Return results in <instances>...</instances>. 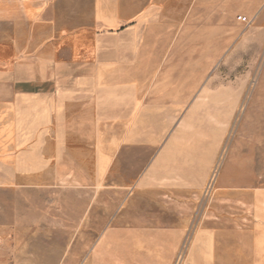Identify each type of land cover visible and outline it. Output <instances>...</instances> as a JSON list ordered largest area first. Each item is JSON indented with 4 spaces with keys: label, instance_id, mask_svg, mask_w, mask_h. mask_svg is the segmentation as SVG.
Masks as SVG:
<instances>
[{
    "label": "rangeland",
    "instance_id": "rangeland-1",
    "mask_svg": "<svg viewBox=\"0 0 264 264\" xmlns=\"http://www.w3.org/2000/svg\"><path fill=\"white\" fill-rule=\"evenodd\" d=\"M47 1L77 15L90 14L93 5ZM126 1L121 14L129 23L142 3L155 9L144 23L139 72L131 76L146 102L170 109V120L156 124L170 125L171 159L129 193H93L68 179L0 186V264L250 263L255 228H264L254 219L264 220L261 201L255 215L251 206L255 189H264V0ZM41 3L0 0V71L9 64L10 35L37 33L54 13ZM126 154L129 171L138 170L140 154ZM255 245L264 252V233Z\"/></svg>",
    "mask_w": 264,
    "mask_h": 264
},
{
    "label": "crops",
    "instance_id": "crops-1",
    "mask_svg": "<svg viewBox=\"0 0 264 264\" xmlns=\"http://www.w3.org/2000/svg\"><path fill=\"white\" fill-rule=\"evenodd\" d=\"M40 1L54 13L37 33L10 35L9 58L24 61L9 59L0 71V186H51L68 179L92 186L93 193H129L131 184H149L171 159L175 143L170 125L156 124L170 120V109L146 102L139 79L131 76L139 72L144 23L155 9L146 11L142 3L129 23L121 14L126 0H93L90 14L78 15ZM18 72L28 75L18 78ZM130 149L140 154L134 172ZM257 201L264 216V189L253 192V215ZM192 219L186 218L190 232ZM261 233L264 228H255L249 264H264L255 245ZM159 243L170 253L175 249L172 242Z\"/></svg>",
    "mask_w": 264,
    "mask_h": 264
},
{
    "label": "built area",
    "instance_id": "built-area-1",
    "mask_svg": "<svg viewBox=\"0 0 264 264\" xmlns=\"http://www.w3.org/2000/svg\"><path fill=\"white\" fill-rule=\"evenodd\" d=\"M241 22H247V17L246 16H238L237 18Z\"/></svg>",
    "mask_w": 264,
    "mask_h": 264
}]
</instances>
